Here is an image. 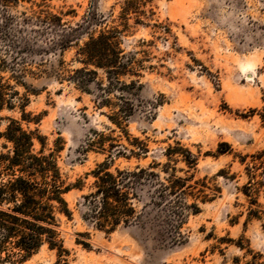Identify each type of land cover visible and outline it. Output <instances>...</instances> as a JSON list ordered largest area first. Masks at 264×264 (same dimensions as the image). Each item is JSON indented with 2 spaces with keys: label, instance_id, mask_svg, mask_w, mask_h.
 Wrapping results in <instances>:
<instances>
[{
  "label": "rangeland",
  "instance_id": "374dc122",
  "mask_svg": "<svg viewBox=\"0 0 264 264\" xmlns=\"http://www.w3.org/2000/svg\"><path fill=\"white\" fill-rule=\"evenodd\" d=\"M131 2L122 27L125 0H17L0 28V56L8 51L19 65L58 73L27 74L36 94H25L9 71L1 75L27 97L22 127L43 136L45 152L59 138L56 160L65 181L81 178V190L63 194L70 207L87 191V173L111 151V170L155 163L161 180L169 173L187 177L192 187L182 199V222L176 225L166 208L138 203L139 222L105 234L74 211L61 224L66 254L43 245L25 260L0 264H233L234 256L243 264L248 257L234 245L239 239L264 261V0ZM40 10L61 15L67 26L82 22L95 34L112 25L121 30L120 46L142 64L139 76L120 77L128 86L119 91L133 104L121 127L108 119L111 110L96 107L93 94L59 79L79 65L75 47L54 48L52 29L21 22ZM0 116L19 119L20 111L3 109ZM6 124L2 118L0 131ZM93 131L112 137L117 149L109 148L110 140L98 144ZM168 146L189 150L194 167L188 169L179 153L167 159ZM84 231L88 235L78 234Z\"/></svg>",
  "mask_w": 264,
  "mask_h": 264
},
{
  "label": "trees",
  "instance_id": "16d2710c",
  "mask_svg": "<svg viewBox=\"0 0 264 264\" xmlns=\"http://www.w3.org/2000/svg\"><path fill=\"white\" fill-rule=\"evenodd\" d=\"M147 1L140 0V5H145ZM16 2L0 0V28L8 22L9 17L5 13ZM125 5L118 14L122 27L133 4L131 0H125ZM32 21L56 33L52 47L60 50L71 45L75 47L74 60L79 65L70 69V73L65 76L59 75V79L67 80L80 91L93 94L96 107L111 110L108 119L121 127V122L131 113L133 104L119 91L128 86L120 77L139 76L138 70L142 64L134 53L124 52L120 46L121 30L118 26L101 28L95 34L89 32L82 22L74 27L67 26L62 22L61 15L43 10L34 11L29 17L21 19L23 23ZM83 34H86V39L80 42ZM15 60L16 55L8 51L0 56V111L15 107L20 111L19 119L0 116V121L2 118L7 120L0 131V138L4 140L0 149V261L25 260L43 245L56 250L59 256L66 254L61 224L62 219L71 220L74 211H77L79 219L86 226L105 234L119 226L139 222L141 214L136 210L138 203L142 207L166 208L172 213L176 225L182 222L186 207L182 199L187 189L192 187L187 184L188 178L169 173L161 180L153 170L157 165L155 163L135 165L133 168L115 167L111 170V151L87 173L91 174L92 181L87 191L70 207L63 194L71 189L81 190L82 180L78 178L72 183L65 181L56 160V152L61 149L57 144L59 138L55 139L53 148L45 152L43 136L37 134L36 129L27 130L21 125V121H28L24 111L27 104L25 94L38 93V89L27 84L24 77L28 74L32 78H48L58 72L55 69L34 71L23 64L19 65ZM98 70L102 73L100 79H97ZM4 71H9L8 78L24 88V95L20 96L17 90H11L12 85L1 75ZM133 83L131 80L129 84ZM93 132L99 134L98 144L103 145L105 140H110L109 148L117 149L112 137ZM35 143L39 144L37 150L33 149ZM175 153L182 155L188 169L196 164V157L180 146H168L164 155L170 159ZM143 195L146 197L145 202ZM78 234L88 235L85 231ZM75 243L89 247V243L83 240L75 239ZM234 245L240 250L244 249L243 257H248L243 264H264L262 254L245 248L240 239ZM232 262L238 263L239 258L234 256Z\"/></svg>",
  "mask_w": 264,
  "mask_h": 264
}]
</instances>
